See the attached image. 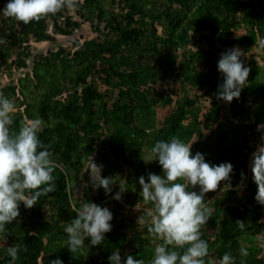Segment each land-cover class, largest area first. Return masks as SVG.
Returning a JSON list of instances; mask_svg holds the SVG:
<instances>
[{
    "label": "trees",
    "instance_id": "trees-1",
    "mask_svg": "<svg viewBox=\"0 0 264 264\" xmlns=\"http://www.w3.org/2000/svg\"><path fill=\"white\" fill-rule=\"evenodd\" d=\"M237 45L264 53V0H0V264H264Z\"/></svg>",
    "mask_w": 264,
    "mask_h": 264
},
{
    "label": "rangeland",
    "instance_id": "rangeland-1",
    "mask_svg": "<svg viewBox=\"0 0 264 264\" xmlns=\"http://www.w3.org/2000/svg\"><path fill=\"white\" fill-rule=\"evenodd\" d=\"M245 30H246V26L245 25H241V27H240V34H243L245 32ZM81 33L85 34L84 36H86V37H92L94 35V33L91 30V28L88 27V25H85V29L84 30H78V31H76L71 36L64 35V34H59L57 36H58V39L62 40L63 42H65L67 44H69L70 38H75V37H77L79 35H82ZM84 36L83 37H80V38H82V40H84ZM34 48H35L36 53H37L38 51H42V49L46 50L47 49V46H46V43H44V42H36L34 44ZM231 53L232 54H230L231 56L229 57V60H228L230 63L231 62L237 63L239 61V59H243V61L246 64L251 65V61L253 59L257 58L258 63L261 64V65H264V53L262 52V50L259 47L252 48L251 50L248 51V50L245 49V47H243L241 45H237L236 47H234V48L231 49ZM23 72L24 71H16L15 77H13V76L8 77L5 74L0 75V84H2L3 82L6 83V81H8L11 78L16 79V77H18L21 74H23ZM224 105H226V107H228L229 106V103L226 102ZM238 133H239V131H237L236 128H233V134H234V136L238 135ZM251 166H255L256 167V165L254 163H252ZM93 173L94 172L92 171V172H90L88 174V179L91 180L92 178H95V175H93ZM84 184L85 183H83V182H80L78 184V194H82L83 193ZM193 198H194L193 195L190 194V193H185L180 198V201L183 203L184 209H185V211H183V212H188V208L186 207V205L189 202H191ZM140 206H146V205H145V203L141 202ZM87 210L90 211V218H91V223H92L96 219L97 210L95 209V207L93 205L88 206L87 207ZM155 217H157L156 214H155ZM183 231L184 230H180V229L177 231V229H175L174 233L177 234V233H181Z\"/></svg>",
    "mask_w": 264,
    "mask_h": 264
},
{
    "label": "built area",
    "instance_id": "built-area-1",
    "mask_svg": "<svg viewBox=\"0 0 264 264\" xmlns=\"http://www.w3.org/2000/svg\"><path fill=\"white\" fill-rule=\"evenodd\" d=\"M260 142L257 144V147L255 149V154H260L264 152V136L259 138Z\"/></svg>",
    "mask_w": 264,
    "mask_h": 264
},
{
    "label": "clouds",
    "instance_id": "clouds-1",
    "mask_svg": "<svg viewBox=\"0 0 264 264\" xmlns=\"http://www.w3.org/2000/svg\"><path fill=\"white\" fill-rule=\"evenodd\" d=\"M6 82H7V81H6ZM256 142H257V141H256ZM254 143H255V142H253V143L251 142V145L254 144ZM257 144H258V143H257ZM257 144L255 143V148L253 149L252 157H253V156H256V154H255L254 152H255V149H256V147H257ZM263 153H264V152H263ZM251 162H252V161H251ZM251 165H252V163H251ZM252 167H253V166H252Z\"/></svg>",
    "mask_w": 264,
    "mask_h": 264
}]
</instances>
